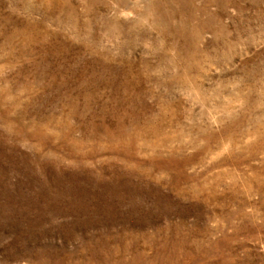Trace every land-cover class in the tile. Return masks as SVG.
<instances>
[{
    "label": "rangeland",
    "instance_id": "rangeland-1",
    "mask_svg": "<svg viewBox=\"0 0 264 264\" xmlns=\"http://www.w3.org/2000/svg\"><path fill=\"white\" fill-rule=\"evenodd\" d=\"M0 264H264V0H0Z\"/></svg>",
    "mask_w": 264,
    "mask_h": 264
}]
</instances>
